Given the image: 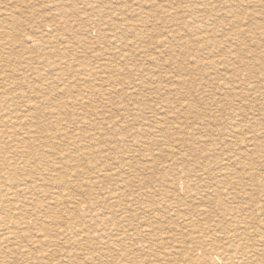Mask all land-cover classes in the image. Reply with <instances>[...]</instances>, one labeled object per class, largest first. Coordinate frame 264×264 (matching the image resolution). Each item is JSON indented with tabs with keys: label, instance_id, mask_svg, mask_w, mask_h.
I'll use <instances>...</instances> for the list:
<instances>
[{
	"label": "rangeland",
	"instance_id": "374dc122",
	"mask_svg": "<svg viewBox=\"0 0 264 264\" xmlns=\"http://www.w3.org/2000/svg\"><path fill=\"white\" fill-rule=\"evenodd\" d=\"M61 7L77 17L70 20L72 31H47L46 23H62L57 15ZM113 22L124 29L133 25L142 37L112 38ZM263 30L264 0H0V132L7 131L0 134V239L13 237L9 240L15 243L10 251L0 242V264H183L188 252L178 249L177 255L172 249L179 240L174 227L182 225V217L204 208L212 211L199 223L198 235L181 238L192 246L200 237L211 240L205 228L220 220L215 204L203 206L190 198L185 185L204 187L202 194L216 198L220 191L207 188L212 180L229 189L239 188L241 181L254 199L243 211L251 210L255 227L264 229V187L257 189L253 179L257 174L264 185ZM104 33L111 38L104 39ZM41 39L50 43H34ZM56 51L61 56L46 58ZM30 79L40 86L23 85ZM17 82L22 84L16 87ZM61 192L60 200L52 201ZM218 197L230 206L226 194ZM26 216L30 226L24 228ZM161 244L168 249L162 251ZM164 252L175 255L164 257Z\"/></svg>",
	"mask_w": 264,
	"mask_h": 264
},
{
	"label": "bare ground",
	"instance_id": "6f19581e",
	"mask_svg": "<svg viewBox=\"0 0 264 264\" xmlns=\"http://www.w3.org/2000/svg\"><path fill=\"white\" fill-rule=\"evenodd\" d=\"M46 1V0H45ZM67 1V0H66ZM86 1H88V0H86ZM103 1V0H102ZM107 1V0H106ZM164 1V0H163ZM62 2V1H61ZM81 2V1H80ZM94 2H96V1H94ZM99 2V1H98ZM97 2V3H98ZM199 2V1H198ZM197 2V3H198ZM82 3V2H81ZM87 3V2H86ZM103 3V2H102ZM119 3V2H118ZM129 3V2H128ZM165 3V2H164ZM260 3H262V2H260ZM259 3V4H260ZM52 4V3H51ZM65 4V3H64ZM94 4V3H93ZM96 4V3H95ZM130 4V3H129ZM134 4V3H133ZM192 4H194V2H192ZM203 4V3H202ZM90 5V4H89ZM253 5V4H252ZM262 5V4H261ZM48 6V5H47ZM81 6V5H80ZM83 6V5H82ZM88 6V5H87ZM95 6H97V4L95 5ZM99 6V5H98ZM101 6V5H100ZM249 6H251V5H249ZM49 7H51V6H49ZM54 7V6H53ZM56 7V6H55ZM76 7V6H75ZM156 7V6H155ZM195 7V6H194ZM193 7V8H194ZM223 7V6H222ZM226 7V6H225ZM252 7V6H251ZM254 7V6H253ZM84 8V7H83ZM97 8V7H96ZM196 8V7H195ZM50 9V8H49ZM85 9H86V7H85ZM247 9H249V8H247ZM251 9V8H250ZM50 10H52V9H50ZM56 10V9H55ZM78 10H80V8L78 9ZM77 10V11H78ZM91 10V9H90ZM57 15H58V17L60 18V19H62V23H59V24H57L56 22H54L52 25L51 24H49V23H46V25H45V28L47 29V31H53L54 29H55V31H56V33H59V30L61 29V32L63 31V30H65L66 31V29L67 30H69L70 32L72 31V26H71V21L70 20H76L77 19V17H71V16H68L69 14H71L70 12H68V11H70V10H68V9H66L65 7H61V8H59V9H57ZM75 11V10H74ZM89 11V10H88ZM87 11V12H88ZM96 11H97V9H96ZM108 11V10H107ZM187 11V10H186ZM192 11H194V10H192ZM227 11H228V9H227ZM95 12V11H94ZM188 12V11H187ZM69 13V14H68ZM75 13H77V12H75ZM121 13V12H120ZM124 13V12H123ZM122 13V14H123ZM168 13H170V12H168ZM177 13V12H176ZM185 12H183V14H184ZM233 13V12H232ZM74 14V13H73ZM90 14H92V13H90ZM175 14V13H174ZM191 14H192V12H191ZM251 14V13H250ZM54 15V14H53ZM78 15V14H77ZM77 15H75V16H77ZM133 15V14H132ZM132 15H131V17H132ZM171 15V14H170ZM176 15V17H177V14H175ZM180 15V14H179ZM245 15V14H244ZM93 16V15H92ZM120 16H121V14H120ZM119 16V17H120ZM172 16H173V13H172ZM249 16H251V15H249ZM15 17H16V15H15ZM118 17V16H117ZM17 18V17H16ZM15 18V19H16ZM88 18V17H87ZM94 17H92L91 19H93ZM134 18V17H133ZM137 18V17H136ZM168 18V17H167ZM195 18H196V16H195ZM63 19L65 20V21H63ZM171 19V18H170ZM190 19V18H189ZM84 19H82L81 21L84 23V21H83ZM96 20V19H95ZM103 20V19H102ZM195 20V19H194ZM197 20V19H196ZM200 20V19H199ZM217 20V19H216ZM89 21V20H88ZM112 21V20H111ZM179 21V20H178ZM190 20H188V22H189ZM192 21V20H191ZM203 21V20H202ZM96 22V21H95ZM14 24H15V22H13ZM19 23V22H18ZM44 23V22H43ZM109 23V22H108ZM17 24V23H16ZM89 24V23H88ZM98 24V23H97ZM190 24V23H189ZM19 25V24H18ZM91 25V24H90ZM111 25H112V27H113V32H114V35H112L111 37L112 38H117V37H119L118 38V40H122V41H124L125 40V38H127V40L129 39V37H127V35H132V36H135L136 38H137V36H141L142 37V35L140 34V33H136L137 31H136V29L134 28V26L133 25H130V24H127V28L126 29H124V28H121L119 25H117L115 22H113V23H111ZM263 25V24H262ZM188 26V23H187V25H186V27ZM194 26V25H193ZM196 26V25H195ZM207 26V25H206ZM262 27V26H261ZM26 28V27H25ZM94 28V27H93ZM103 28V27H102ZM106 28V27H105ZM188 28V27H187ZM200 28V27H199ZM203 28V27H202ZM10 29V28H9ZM120 29V31H118ZM129 29H130V33L129 34H127L128 33V31H129ZM193 29V28H192ZM195 29V28H194ZM262 29H263V27H262ZM45 30V29H44ZM121 30H124V31H121ZM197 30V29H196ZM80 31V30H79ZM88 31V30H87ZM264 31V30H263ZM7 32V31H6ZM9 32V31H8ZM7 32V33H8ZM45 32H46V30H45ZM54 32V31H53ZM60 32V33H61ZM173 32V31H172ZM179 32V31H178ZM204 32V31H203ZM246 32H247V30H246ZM83 33V32H82ZM88 33V32H87ZM101 33V32H100ZM103 33V32H102ZM101 33V34H102ZM174 33V32H173ZM202 33V32H201ZM9 34V33H8ZM172 34V33H171ZM191 34V33H190ZM198 35V34H197ZM57 36V35H56ZM70 36V35H69ZM82 36V35H81ZM87 36V35H86ZM85 36V37H86ZM98 36V35H97ZM200 36V35H199ZM203 36V35H202ZM32 37V36H31ZM62 37V36H61ZM71 37V36H70ZM110 36H108L107 34H105L104 33V39L105 38H111ZM144 37V36H143ZM179 37V36H178ZM213 37V36H212ZM76 38V37H75ZM174 38V37H173ZM201 38V37H200ZM218 38V37H217ZM57 39V38H56ZM72 39H74L73 37H72ZM83 39V38H82ZM85 39V38H84ZM175 39V38H174ZM38 40V39H37ZM37 40L34 42V43H36V45H44V46H47L50 42L48 41V39H41L39 42H41L42 44H40L39 42H37ZM132 40V39H131ZM141 40V39H140ZM144 40V39H143ZM180 40V39H179ZM202 40V39H201ZM207 40H209V39H207ZM65 41V40H64ZM75 41V40H74ZM77 41V40H76ZM113 41V40H112ZM111 41V42H112ZM121 41V42H122ZM129 42V41H128ZM200 42V41H199ZM61 43V42H60ZM65 43H66V41H65ZM98 43V42H97ZM113 43H115V42H113ZM117 43H120V41L119 42H117ZM56 44H58L59 45V43H56ZM111 44V43H110ZM109 44V45H110ZM125 44V43H124ZM127 44V43H126ZM130 44V43H129ZM206 44V43H205ZM76 45V44H75ZM114 45V44H113ZM131 45V44H130ZM209 45V44H208ZM63 46V45H62ZM124 46V45H123ZM198 46V45H197ZM211 46V45H210ZM216 46H218V45H216ZM12 47V46H11ZM114 47V46H113ZM129 47V46H128ZM118 48V47H117ZM184 48L186 49V46L184 45ZM223 48V47H222ZM66 49V48H65ZM54 50V49H53ZM56 50V49H55ZM68 50V49H67ZM70 50V49H69ZM80 50V49H79ZM97 50V49H96ZM101 51H102V49H100ZM127 50H128V48H127ZM214 50H216V49H214ZM60 51V50H59ZM59 51H56V52H51L46 58H58L59 56H61V54H60V52ZM83 52V51H82ZM123 52V51H122ZM125 53H126V51H124ZM124 52L122 53V54H124ZM184 52V51H183ZM220 52V51H219ZM255 52V51H254ZM119 53V52H118ZM120 53H121V51H120ZM188 53V52H187ZM121 54V55H122ZM202 54V53H201ZM257 54V53H256ZM116 55H119V54H116ZM115 55V56H116ZM102 56V55H101ZM253 56V55H252ZM177 57V56H176ZM87 58V57H86ZM93 58H94V56H93ZM178 58V57H177ZM258 57H256V59H257ZM260 58V57H259ZM179 59V58H178ZM177 59V60H178ZM221 59H223V58H221ZM254 59V58H253ZM252 59V60H253ZM94 60V59H93ZM174 60H175V58H174ZM177 60H175L176 62H177ZM225 60V59H224ZM230 60V59H229ZM228 60V61H229ZM252 60H251V62H252ZM30 61H32L31 59H30ZM86 61V60H85ZM179 61V60H178ZM217 61V60H216ZM231 62H232V59L230 60ZM229 61V62H230ZM244 61V60H243ZM261 61V60H260ZM107 62H109V61H107ZM225 62V61H224ZM227 62V61H226ZM235 62V61H234ZM250 62V63H251ZM264 61H262V63H263ZM98 63V62H97ZM99 63H100V61H99ZM98 63V64H99ZM103 63V62H102ZM237 63V62H236ZM242 62H240V64H241ZM247 63V62H246ZM29 64V63H28ZM53 64V63H52ZM52 64H50V65H52ZM65 64H67V63H65ZM72 64V63H71ZM222 64H223V62H222ZM221 64V65H222ZM254 64V63H253ZM54 65V64H53ZM112 65V64H111ZM226 65V64H225ZM241 65H243V63L241 64ZM246 64H244V66H245ZM55 66H58V69L60 70V72H62V71H64V69H62V67H61V65L60 64H55ZM91 66V65H90ZM217 66V65H216ZM229 66V65H228ZM243 66V67H244ZM248 66H249V64H248ZM247 66V67H248ZM91 67H93V66H91ZM99 67H100V65H99ZM104 67V66H103ZM109 67H111L110 65H109ZM222 67V66H221ZM225 67V66H224ZM223 67V68H224ZM251 67V66H250ZM106 68V67H105ZM213 68H214V66H213ZM219 68V67H218ZM217 68V69H218ZM264 68V67H263ZM80 69V68H79ZM78 69V70H79ZM93 69V68H92ZM114 69H115V67H114ZM247 70H248V68H246ZM37 70V69H36ZM101 70V69H100ZM223 70V69H222ZM225 70H227V68L225 69ZM42 71V70H41ZM54 71H56V70H54ZM110 71V70H109ZM108 71V72H109ZM203 71V70H202ZM205 71V70H204ZM203 71V72H204ZM212 71V70H211ZM215 71H217V70H215ZM80 72V71H79ZM84 71H82V73H83ZM92 72V71H91ZM100 72V71H99ZM232 72V71H231ZM59 73V72H58ZM58 73H56V74H58ZM105 73V72H104ZM110 73H111V71H110ZM109 73V74H110ZM113 74L115 73V72H112ZM120 73V72H119ZM118 73V74H119ZM199 73H202L201 71L199 72ZM205 74L207 73L208 74V72H204ZM37 76L40 78V82H42V76H43V74L40 72V71H37ZM45 74V73H44ZM51 74H53V72L51 73ZM50 74V75H51ZM59 74H61V73H59ZM74 73H72V75H73ZM89 74H90V72H89ZM97 74V73H96ZM108 74V75H109ZM229 74V73H228ZM227 74V75H228ZM70 75V74H69ZM71 75V76H72ZM98 75V74H97ZM96 75V76H97ZM107 75V74H106ZM209 75V74H208ZM249 75H252V74H249ZM49 76V75H48ZM56 76V75H55ZM67 76V74H65V77ZM75 76H77L76 74H75ZM94 76V75H93ZM109 76H111V75H109ZM115 76V75H114ZM211 76V75H210ZM209 76V77H210ZM213 76V75H212ZM237 76V75H236ZM64 77V75H62V78ZM64 77V78H65ZM74 77V76H73ZM82 77V76H81ZM206 77V76H205ZM215 77V76H214ZM246 77H248V76H246ZM249 77H251V76H249ZM47 78V77H46ZM75 78V77H74ZM73 78V79H74ZM76 78H78V77H76ZM237 78H239V75H238V77ZM244 78H245V76H244ZM254 78V77H253ZM170 79V78H169ZM246 79V78H245ZM244 79V80H245ZM249 79H251V78H249ZM55 80V79H54ZM65 80V79H64ZM85 80V79H84ZM84 80H83V82H84ZM88 80V79H87ZM86 80V81H87ZM97 80V79H96ZM101 80V79H100ZM206 80V79H205ZM237 80V79H236ZM243 80V81H244ZM254 80V79H253ZM253 80H250V81H253ZM56 81V80H55ZM66 81V80H65ZM70 81V80H69ZM114 81V80H113ZM120 81V80H119ZM232 81V80H231ZM82 82V83H83ZM89 82V81H88ZM88 82H87V84H88ZM92 82V81H91ZM100 82V81H99ZM114 82H116V81H114ZM256 82V81H255ZM93 83V82H92ZM106 83V82H105ZM117 83V82H116ZM251 83H253V82H251ZM257 83V82H256ZM22 83H15L14 85L17 87H19L20 85H21ZM107 84V83H106ZM235 84H237V83H235ZM23 85H25V86H40V85H38V83L36 84V82H34V81H32L31 79L30 80H28L26 83H24ZM112 85V84H111ZM227 85V84H226ZM245 85V84H244ZM256 85H258V84H256ZM87 86V85H86ZM93 86V85H92ZM95 86H97V85H95ZM223 86V85H222ZM229 86V85H228ZM251 86V85H250ZM254 86V85H253ZM253 86H251V87H253ZM44 87V86H43ZM58 87V86H57ZM219 87H220V85H219ZM83 88H84V86H83ZM90 88H92L91 86H90ZM221 88V87H220ZM9 89V88H8ZM30 89V88H29ZM46 89V88H45ZM60 89V88H59ZM58 89V90H59ZM86 89V88H85ZM54 90V89H53ZM57 90V91H58ZM96 90H98V89H96ZM237 90V89H236ZM1 91H3V90H0V92ZM11 91V90H10ZM35 91V90H34ZM56 91V92H57ZM63 91V90H62ZM87 91V90H86ZM169 91V90H168ZM29 92V91H28ZM47 92V91H46ZM55 92V91H54ZM69 92V91H68ZM92 92V91H91ZM96 92V91H95ZM109 92V91H108ZM231 92V91H230ZM72 93V92H71ZM6 94H8V93H6ZM68 94V93H67ZM87 95H88V93H86ZM12 95V94H11ZM15 95V94H14ZM36 95V94H35ZM39 95V94H38ZM55 95H57V93L55 94ZM54 95V96H55ZM76 95V94H75ZM79 95V94H78ZM81 95V94H80ZM111 95V94H110ZM225 95V94H224ZM61 96V95H60ZM248 96V95H247ZM3 97H4V95H3ZM12 97V96H11ZM16 97V96H15ZM53 97V96H52ZM63 97V96H62ZM68 97V96H67ZM226 97V96H225ZM1 98V97H0ZM55 98V97H54ZM61 98V97H60ZM92 98V97H91ZM90 98V99H91ZM229 98V97H228ZM238 98H239V96H238ZM12 99H13V97H12ZM16 99V98H15ZM25 99H26V97H25ZM58 99V98H57ZM6 100H8V99H6ZM59 100V99H58ZM69 100V99H68ZM84 100H86V99H84ZM84 100H83V102H84ZM14 101V100H13ZM89 101V100H88ZM140 101V100H139ZM8 102H10V101H8ZM73 102H74V100H73ZM86 102V101H85ZM84 102V103H85ZM134 102V101H133ZM141 102V101H140ZM237 102V101H236ZM58 103V102H57ZM89 103H91V102H89ZM14 104V103H13ZM43 104H45V103H43ZM49 104V103H48ZM72 104V103H71ZM79 104V103H78ZM15 105V104H14ZM34 105V104H33ZM39 105V104H38ZM57 105V104H56ZM83 105H85V104H83ZM91 105V104H90ZM90 105H88L87 104V106H89L90 107ZM182 105V104H181ZM7 106V105H6ZM45 106V105H44ZM60 106V105H59ZM59 106H58V108H59ZM64 106H65V104H64ZM82 106V105H81ZM92 106V105H91ZM134 106V105H133ZM184 106H186V105H184ZM13 108H14V106H12ZM32 107V106H31ZM38 107H40V106H38ZM85 107V106H84ZM83 107V108H84ZM165 107V106H164ZM62 108V107H61ZM3 109V108H2ZM64 109V108H63ZM87 109V108H86ZM167 109V108H166ZM37 110V109H36ZM76 110V109H75ZM82 110H84V109H82ZM88 110V109H87ZM121 110V109H120ZM183 110V109H182ZM2 111H4V110H2ZM13 111V110H12ZM31 111V110H30ZM56 111V110H55ZM77 111V110H76ZM89 111V110H88ZM118 111V110H117ZM11 112V111H10ZM14 112H15V110H14ZM14 112H12V113H14ZM20 113V112H19ZM18 113V114H19ZM29 113V112H28ZM58 113V112H57ZM11 114V113H10ZM14 114H17V113H14ZM54 114V113H53ZM80 114V113H79ZM78 114V115H79ZM77 115V116H78ZM96 115V114H95ZM25 116V115H24ZM57 116V115H56ZM88 116V115H87ZM5 117V116H4ZM3 117V118H4ZM7 117V116H6ZM19 117V116H18ZM62 117V116H61ZM65 117H67V116H65ZM82 117V116H81ZM203 118H205L206 116H202ZM84 118V117H83ZM199 118V117H198ZM201 118V117H200ZM208 118V117H207ZM28 119H29V117H28ZM55 119H56V117H55ZM59 119V118H58ZM57 119V120H58ZM61 119V118H60ZM107 119V118H106ZM105 119V120H106ZM126 119H128V118H126ZM206 119V118H205ZM85 120V119H84ZM230 120V119H229ZM237 120V119H236ZM10 121V120H9ZM20 121V120H19ZM86 121V120H85ZM89 121V120H88ZM228 121V120H227ZM231 121V120H230ZM30 122H31V120H30ZM59 122V121H58ZM84 122V121H83ZM83 122H81V123H83ZM94 122V121H93ZM232 122V121H231ZM1 123H3V122H1ZM0 123V124H1ZM15 123V122H14ZM23 123V122H22ZM162 123V122H161ZM203 123V122H202ZM205 123V122H204ZM256 123V122H255ZM27 124V122L25 123V125ZM30 124V123H29ZM207 124V123H206ZM230 124V123H229ZM232 124V123H231ZM21 125V124H20ZM22 125H24V123L22 124ZM75 125V124H74ZM85 125V124H84ZM189 125H191V124H189ZM211 125V124H210ZM18 126V125H17ZM37 126V125H36ZM35 126V127H36ZM77 126V125H76ZM103 126V125H102ZM197 126V125H196ZM204 126H206V125H204ZM5 127V126H4ZM47 127V126H46ZM232 127V126H231ZM7 128V127H6ZM10 128V127H9ZM16 128V127H15ZM15 128H14V130H15ZM22 128V127H21ZM25 128H26V126H25ZM163 128V127H162ZM252 128V127H251ZM20 129V128H19ZM18 129V130H19ZM60 129V128H59ZM210 129V128H209ZM243 129V128H242ZM241 129V130H242ZM18 130L16 131V132H18ZM62 130V129H61ZM162 130V129H161ZM199 130V129H198ZM235 130V129H234ZM240 130V129H239ZM239 130H237V132L239 131ZM10 131V130H9ZM20 131V130H19ZM33 131H35V130H33ZM37 131V130H36ZM53 131H55L54 129H53ZM52 131V132H53ZM58 131V130H57ZM77 131V130H76ZM111 131V130H110ZM117 131V130H116ZM40 132V131H39ZM43 132V131H42ZM59 132V131H58ZM120 132V131H119ZM166 132V131H165ZM232 132V131H231ZM235 132V131H234ZM240 132V131H239ZM51 133V132H50ZM79 133V132H78ZM91 133V132H90ZM121 133V132H120ZM0 134L2 135L1 137H4V136H6L7 135V131H5V130H2L1 132H0ZM29 134V133H28ZM41 134V133H40ZM53 134H54V132H53ZM59 134V133H58ZM82 134H83V132H82ZM116 134V133H115ZM191 134V133H190ZM229 134V133H228ZM12 135V134H11ZM37 135V134H36ZM111 135V134H110ZM121 135H123V134H121ZM143 135V134H142ZM164 135V134H163ZM51 136V135H50ZM70 136H71V134H70ZM104 136V135H103ZM176 136V135H175ZM27 137V136H26ZM58 137V136H57ZM56 137V138H57ZM92 137V136H91ZM112 137V136H111ZM184 137V136H183ZM66 138V137H65ZM139 138V137H138ZM224 138H225V136H224ZM52 139H54V138H52ZM62 139H64V138H62ZM166 139V138H165ZM20 140V139H19ZM26 140V139H25ZM61 140V139H60ZM188 140V139H187ZM46 141V140H45ZM49 141V140H48ZM64 141H65V139H64ZM77 141H78V139H77ZM95 141V140H94ZM136 141V140H135ZM175 141V140H174ZM184 141V140H183ZM13 143H14V141H12ZM21 143H22V141H20ZM61 142V141H60ZM66 142V141H65ZM74 142V141H73ZM168 142V141H167ZM192 142V141H191ZM190 142V143H191ZM11 143V142H10ZM13 143H11V144H13ZM51 142H49V144H50ZM58 143V142H57ZM81 143V142H80ZM144 143V142H143ZM171 143V142H170ZM180 143V142H179ZM227 143V142H226ZM17 144H18V141H17ZM16 144V145H17ZM54 144V143H53ZM72 144V143H71ZM76 144H78V143H76ZM113 144V143H112ZM111 144V145H112ZM137 144H138V142H137ZM140 144V143H139ZM234 144V143H233ZM43 145V144H42ZM45 145V144H44ZM47 145V144H46ZM55 145V144H54ZM67 145V144H66ZM185 145V144H184ZM236 145V144H235ZM55 146H57V145H55ZM54 146V147H55ZM61 146V145H60ZM63 146V145H62ZM92 146H94V145H92ZM143 146H146V145H144L143 144ZM189 146V145H188ZM195 146H197V145H195ZM213 146H215V145H213ZM50 147V146H49ZM80 147H81V145H80ZM147 147H148V145H147ZM13 148V147H12ZM34 148V147H33ZM52 148V147H51ZM50 148V149H51ZM197 148V147H196ZM257 148V147H256ZM42 149V148H41ZM54 149V148H53ZM141 149V148H140ZM139 149V150H140ZM174 149V148H173ZM202 149V148H201ZM204 149V148H203ZM202 149V150H203ZM261 149V148H260ZM80 150H81V148H80ZM133 150V149H132ZM142 150V149H141ZM172 150V149H171ZM170 150V151H171ZM176 150V149H175ZM202 150H200V151H202ZM235 150V149H234ZM238 150V149H237ZM240 150V149H239ZM48 151V150H47ZM46 151V152H47ZM51 152L52 151H54V150H50ZM73 151V150H72ZM71 151V152H72ZM97 151V150H96ZM134 151V150H133ZM169 151V152H170ZM199 151V150H198ZM228 151V150H227ZM236 151V150H235ZM40 152V151H39ZM45 152V151H44ZM56 151H54V153H55ZM114 152H116V151H114ZM204 152V151H203ZM41 153V152H40ZM40 153H38V154H40ZM50 153V152H49ZM48 153V155H50ZM81 153V152H80ZM84 153V152H83ZM90 153V152H89ZM88 153V154H89ZM132 153V152H131ZM180 153V152H179ZM211 153H212V151H211ZM214 153H215V151H214ZM18 154V153H17ZM58 154H60V153H58ZM69 154V153H68ZM77 154V153H76ZM99 154V153H98ZM121 154V153H120ZM123 154V153H122ZM136 154V153H135ZM149 154V153H148ZM203 154V153H202ZM84 155V154H83ZM86 155V154H85ZM171 155V154H170ZM178 155V154H177ZM177 155H175V156H177ZM207 155V154H206ZM211 155V154H210ZM122 156V155H121ZM120 156V157H121ZM126 156V155H125ZM137 155H135V157H136ZM139 156V155H138ZM57 157V156H56ZM67 157V156H66ZM76 157V156H75ZM129 157H131V156H129ZM128 157V158H129ZM233 157V156H232ZM10 158V157H9ZM53 158V157H52ZM81 158V157H80ZM84 158V157H83ZM132 158V157H131ZM76 159H78V158H76ZM117 159V158H116ZM127 159V158H126ZM154 159V158H153ZM205 159V158H204ZM145 160V159H144ZM237 160V159H236ZM26 161V160H25ZM47 161V160H46ZM149 161V160H148ZM205 161V160H204ZM255 161V160H254ZM64 162V161H63ZM70 162V161H69ZM128 162V161H127ZM136 162V161H135ZM147 162V161H146ZM150 162V161H149ZM184 162H185V160H184ZM253 162V161H252ZM252 162H250V163H252ZM98 163H100V162H98ZM102 163V162H101ZM106 163V162H105ZM140 163V162H139ZM223 163V162H222ZM228 163V162H227ZM28 164V163H27ZM60 164V163H59ZM66 164V163H65ZM75 164H76V162H75ZM242 164V163H241ZM254 164V163H253ZM253 164H251L252 165V167H253ZM39 165H41V164H39ZM49 165H51V164H49ZM203 165V164H202ZM69 166V165H68ZM142 166V165H141ZM225 166H227L226 164H225ZM245 166V165H244ZM66 167V166H65ZM74 167V166H73ZM90 167V166H89ZM95 167V166H94ZM112 167V166H111ZM170 167V166H169ZM188 167V166H187ZM202 167V166H201ZM242 167V166H241ZM34 168V167H33ZM55 168H56V166H55ZM125 168V167H124ZM200 168V166L198 167V169ZM205 168V167H204ZM225 168V167H224ZM249 168V167H248ZM46 169V168H45ZM58 169V168H57ZM65 169V168H64ZM67 169V168H66ZM79 169V168H78ZM86 169V168H85ZM126 169V168H125ZM147 169V168H146ZM201 169V168H200ZM245 169V168H244ZM59 170V169H58ZM81 170V169H80ZM93 170H95V169H93ZM103 170V169H102ZM101 170V171H102ZM110 170V169H109ZM167 170H168V168H167ZM70 171H72V170H70ZM69 171V172H70ZM84 172H85V170H83ZM132 171V170H131ZM205 171V170H204ZM246 171V170H245ZM256 171V170H255ZM42 173L44 172V168H43V171H41ZM47 172V171H46ZM111 172V171H110ZM196 172V171H195ZM209 172V171H208ZM248 172H249V170H248ZM251 172V171H250ZM58 173H59V171H58ZM102 173V172H101ZM100 173V174H101ZM109 173V172H108ZM246 173V172H245ZM244 173V174H245ZM255 173V172H254ZM39 174H40V172H39ZM86 174V173H85ZM104 174V173H103ZM117 174V173H116ZM134 174V173H133ZM137 174V173H136ZM64 175H66V173L64 174ZM135 175V174H134ZM239 175V174H238ZM259 175H261L260 173H259ZM74 178L76 177V176H74V175H72ZM79 176V175H78ZM180 176V175H179ZM251 176V175H250ZM253 176V175H252ZM263 176V175H262ZM84 177V176H83ZM103 177V176H102ZM111 177V176H110ZM138 177V176H137ZM200 177V176H199ZM202 177V176H201ZM220 177H224V176H220ZM3 178V177H2ZM59 178H61V177H59ZM72 178V177H71ZM126 178V177H125ZM124 178V179H125ZM41 180H42V178H40ZM73 179V178H72ZM76 179V178H75ZM127 179V178H126ZM171 179V178H170ZM235 179V178H234ZM233 179V180H234ZM236 179H237V177H236ZM242 179H244V178H242ZM250 179V178H249ZM253 179L255 180V182H256V188L257 189H263V187H264V185L262 184L263 182H262V179H261V177L260 176H258L257 177V174H256V176H253ZM44 180V179H43ZM239 180V179H238ZM45 181V180H44ZM65 181V180H64ZM69 181H70V179H69ZM121 181V180H120ZM170 181V180H169ZM201 181V180H200ZM213 182H212V184L209 186V187H207L208 188V190H209V192H210V190L212 189H215V190H218V191H220V193H221V195H222V193H224V194H226V198L225 197H223L224 198V200H227L229 203H230V206H228V205H226L225 203H224V201H221V200H216V199H219V197L218 196H221V195H218L216 198H215V196H214V194H211V195H207L206 193L205 194H202L201 193V190H204L203 188L204 187H201L200 188V190H197L196 188L195 189H192V187L191 186H188L187 184L185 185V188H186V192H187V195L188 196H190V198H192V199H195V200H199V203H203L204 205L203 206H207V205H205V204H208V206H212L213 204H215V208L213 209L214 211H219V218H220V220H219V223L218 224H216V226L215 225H212V226H208V227H206L205 228V231L206 230H208L209 232H210V234H211V236H213L212 238H211V240H206V238L205 237H200V238H198V240L199 241H196V244L194 245V246H192V243H187V242H185V240H181V238L184 236V234H186V233H188L190 236H192V235H198V233L200 232L199 231V229H198V227H200V226H203V224L201 223V225L199 224L200 222H202L203 220H205L206 219V217H208L209 215H210V213L212 212H210V210L209 209H207V208H204V209H201L200 211H198V212H196L193 216H191V218H190V216L189 217H182V218H184V221H182V225L180 226H178V227H174V231L175 232H178L177 234H176V236L178 237V239L179 240H181V241H179V240H176V242H175V246L174 247H172V249H174L175 251H176V253L175 254H177V255H179L180 254V251L178 250V249H185L187 252H188V256H186L183 260H182V263L183 264H264V229H263V227L261 226L260 227V229H259V227H255V223L253 222V220H254V218H253V212L251 213V210L249 211V210H247L248 212H244L243 211V205L244 204H248V203H253V201H254V199H252L251 198V193L250 192H248V189L244 186V184H242V182L240 181V186H239V188H236V187H233V188H230L229 189V187L227 186V187H221V184H222V182L220 181V180H212ZM245 180H243V182H244ZM247 182H248V180H246ZM162 182H164V181H162ZM9 183V182H8ZM7 183V187H8V184ZM75 183V182H74ZM79 183V182H78ZM98 183V182H97ZM123 183V182H122ZM122 183H120V184H122ZM167 183V182H166ZM234 183V182H233ZM232 183V184H233ZM237 183V182H236ZM245 183V182H244ZM251 183L252 184H254L253 182H252V180H251ZM27 184V183H26ZM25 183H24V185H26ZM48 184V183H47ZM63 184V183H62ZM68 184H70V183H68ZM72 184V183H71ZM81 184V183H80ZM168 184V183H167ZM250 184V183H249ZM251 184V185H252ZM51 185V184H50ZM74 185V184H73ZM72 185V186H73ZM85 185V184H84ZM166 185V184H165ZM169 185V184H168ZM172 185V184H171ZM66 186H68V185H66ZM71 186V185H70ZM130 186V185H129ZM170 186V185H169ZM82 187V186H81ZM80 187V188H81ZM111 187V186H110ZM113 187V186H112ZM20 188V187H19ZM69 188V187H68ZM122 188V187H121ZM34 189V188H33ZM40 189H42V188H40ZM77 189V188H76ZM206 189V188H205ZM256 189V190H257ZM30 190H32V189H30ZM59 190H61V188L59 187ZM121 190V189H120ZM128 190V189H127ZM3 191V190H2ZM10 191V190H9ZM8 192V191H7ZM70 192H71V190H70ZM118 192V191H117ZM121 192V191H120ZM127 192V191H126ZM203 192H205V191H203ZM259 192V191H258ZM262 192V191H261ZM12 193V192H11ZM72 193V192H71ZM173 193V192H172ZM260 193V192H259ZM2 194H4V193H2ZM141 194H142V192H141ZM140 194V195H141ZM145 194V193H144ZM150 194H151V192H150ZM164 194H166V192L164 193ZM262 194V193H261ZM4 195H6V193L4 194ZM13 195H15V194H13ZM13 195H12V197H13ZM51 195V194H50ZM59 195V196H58ZM57 195V198L55 197V195H53V198H52V201L54 200V199H59V197H61L62 196V192L60 193V194H58ZM73 194H71V196H72ZM178 195V194H177ZM180 195V194H179ZM264 195V194H263ZM11 196V195H10ZM17 196V195H16ZM49 196V195H48ZM52 196V195H51ZM118 196V195H117ZM185 196H186V194H185ZM184 196V197H185ZM15 197V196H14ZM73 197V196H72ZM110 197V196H109ZM138 197V196H137ZM171 197V196H170ZM183 197V196H182ZM2 198V197H1ZM51 198V197H50ZM113 198V197H112ZM115 198V197H114ZM118 198H119V196H118ZM178 198V197H177ZM221 198V197H220ZM15 199V198H14ZM63 199V198H62ZM61 199V200H62ZM75 199V198H74ZM168 199H170L171 200V198H169L168 197ZM176 199V198H175ZM179 199V198H178ZM60 200V199H59ZM94 200V199H93ZM115 200V199H114ZM136 200V199H135ZM184 200H187V199H184ZM6 201V200H5ZM15 201V200H14ZM22 201H23V199H22ZM63 201V200H62ZM75 201V200H74ZM82 201V200H81ZM91 202H92V200H90ZM117 201V200H116ZM145 201H147V198L145 199ZM27 202V201H26ZM110 202V201H109ZM149 202V201H148ZM158 202V201H157ZM184 202V201H183ZM29 203V202H28ZM61 203V202H60ZM77 203V202H76ZM76 203H74V204H76ZM80 203V200H79V202H78V204ZM86 203V202H85ZM101 203V202H100ZM142 203V202H141ZM159 203V202H158ZM33 204V203H32ZM73 204V203H72ZM77 204V205H78ZM143 204V203H142ZM147 204V203H146ZM146 204H144V205H146ZM161 204V203H160ZM21 205V204H20ZM82 205V204H81ZM148 205V204H147ZM146 205V206H147ZM162 205H164V204H162ZM201 205V204H200ZM200 205H197V206H200ZM3 206H5V205H3ZM75 206V205H74ZM73 206V207H74ZM79 206V205H78ZM83 206V205H82ZM131 206V205H130ZM136 206V205H135ZM156 206V205H155ZM155 206H154V208H155ZM170 206V205H169ZM8 207V206H7ZM18 208V207H17ZM17 208H15V209H17ZM79 208V207H78ZM78 208H76L75 210L77 211V209ZM121 208V207H120ZM129 208V207H128ZM152 209H153V207H151ZM150 208V209H151ZM176 208V207H175ZM191 208H193V207H191ZM35 209H37V208H35ZM38 209H40V208H38ZM48 209V208H47ZM55 209V208H54ZM81 209V208H80ZM95 209V208H94ZM93 209V210H94ZM143 209H144V206H143ZM148 209H149V207H148ZM149 209V210H150ZM151 209V210H152ZM261 209V208H260ZM44 210V209H43ZM150 210V211H151ZM257 210V209H256ZM262 210V209H261ZM24 211V210H23ZM85 211V210H84ZM168 211V210H167ZM91 212V211H90ZM103 212H104V210H103ZM144 212V211H143ZM153 212V211H152ZM48 213V212H47ZM141 213V212H140ZM146 213V212H145ZM77 214H79L78 212H77ZM102 214V213H101ZM136 214V213H135ZM155 214V213H154ZM178 214V213H177ZM259 214V213H258ZM39 215H40V213H39ZM45 215H46V213H45ZM145 215V214H144ZM152 215V214H151ZM150 215V216H151ZM190 215V214H189ZM192 215V214H191ZM264 215V214H263ZM47 216V215H46ZM115 216V215H114ZM113 216V217H114ZM124 216H125V214H124ZM131 216V215H130ZM188 216V215H187ZM258 216V215H257ZM256 216V217H257ZM8 217V216H7ZM42 217H44V216H42ZM88 218H89V216H87ZM117 217V216H116ZM139 217V216H138ZM259 217H260V215H259ZM3 218V217H2ZM9 218V217H8ZM29 217H24V221L22 222L23 223V225L22 226H24V228H27L28 226H30V219H28ZM181 218V219H182ZM189 218V219H188ZM261 218V217H260ZM44 219H45V217H44ZM54 219V218H53ZM130 219V218H129ZM137 219V218H136ZM147 219V218H146ZM162 219V218H161ZM7 220V219H6ZM92 220V219H91ZM128 220V219H127ZM131 220V219H130ZM169 220V219H168ZM180 220V219H179ZM183 220V219H182ZM58 221V220H57ZM129 221V220H128ZM139 221V220H138ZM155 221H156V219H155ZM171 221H172V218H171ZM170 221V222H171ZM181 221V220H180ZM255 221V220H254ZM15 222V221H14ZM39 222V221H38ZM59 222V221H58ZM57 222V223H58ZM65 222V221H64ZM150 222V221H149ZM166 222H167V220H166ZM16 223V222H15ZM122 223H123V221H122ZM125 223V222H124ZM142 223H143V221H142ZM153 223V222H152ZM173 223V222H172ZM177 223V222H176ZM33 224V223H32ZM60 224V223H59ZM67 224V223H66ZM76 224V223H75ZM74 224V225H75ZM115 224H117V223H115ZM130 224V223H129ZM144 224V223H143ZM35 225V224H34ZM137 225V224H136ZM150 225V224H149ZM160 225V224H159ZM168 226H169V224H168ZM20 227V226H19ZM98 227V226H97ZM120 227H121V225H120ZM127 227V226H126ZM142 227H144V226H142ZM10 228V227H9ZM44 228V227H43ZM55 228V227H54ZM153 228V227H152ZM253 228V231H251V229ZM255 228V229H254ZM1 229H3V228H1ZM8 229V228H7ZM125 229V228H124ZM145 229V228H144ZM148 229V228H147ZM156 229V228H155ZM186 229V230H185ZM18 230V229H17ZM21 230H22V228H21ZM149 230V229H148ZM151 230V229H150ZM149 230V231H150ZM157 230V229H156ZM155 230V231H156ZM160 230H162V229H160ZM77 231V230H76ZM154 231V230H153ZM158 231V230H157ZM156 231V232H157ZM59 233H60V231H58ZM102 232H104V231H102ZM127 232V231H126ZM62 233V232H61ZM61 233H60V235H61ZM91 233V232H90ZM148 233V232H147ZM158 233V232H157ZM160 233V232H159ZM163 233V232H162ZM173 233V232H172ZM11 234V233H10ZM44 234H45V232H44ZM85 234V232L83 233V235ZM132 234V233H131ZM154 234V233H153ZM169 234V233H168ZM25 235V234H24ZM63 235L65 236V233H63ZM119 235V234H118ZM32 236V235H31ZM93 236V235H92ZM155 236V235H154ZM161 236V235H160ZM20 237V236H19ZM36 237V236H35ZM39 237V236H38ZM41 237H42V235H41ZM59 237V236H58ZM68 237V236H67ZM98 237V236H97ZM156 237H158V235L156 236ZM26 238V237H25ZM30 238H32V237H30ZM46 237L44 236V239H45ZM140 238V237H139ZM150 238H152V236L150 237ZM160 239H161V237H159ZM164 238V237H163ZM9 239H13V237H4L3 238V241H2V239H0V242L2 243L3 242V244H6L7 246H6V249L7 250H10V251H12L11 250V248H10V244H15L13 241H10ZM27 240H28V238H27ZM171 240V239H170ZM29 241H30V239H29ZM61 241H62V239H61ZM80 241V240H79ZM145 241V240H144ZM167 241V240H166ZM169 241V240H168ZM45 242H47V240H45ZM49 242V241H48ZM84 242V241H83ZM119 242V241H118ZM124 242V241H123ZM151 242V241H150ZM127 243V242H126ZM165 243V242H164ZM33 244V243H32ZM51 244V243H50ZM124 244V243H123ZM131 244V243H130ZM167 244V243H166ZM169 244V243H168ZM47 245V244H46ZM133 245H134V243H133ZM138 245H140V244H138ZM144 245V244H143ZM149 245V244H148ZM118 246V245H117ZM117 246H115V248L117 247ZM127 247H128V245H127ZM126 247V249H128ZM137 247V246H136ZM145 247H147V246H145L144 245V247L143 248H145ZM151 247V246H150ZM44 248V247H43ZM123 248V247H122ZM151 248H153V246L151 247ZM161 248H163L162 249V251L164 250V249H168V248H166V247H164V244H161ZM55 249H57V248H55ZM68 249V248H67ZM117 249V248H116ZM125 249V250H126ZM60 250V249H59ZM156 250V249H155ZM52 251V250H51ZM73 251V250H72ZM146 251H148L147 249H146ZM197 251H199L200 253H198ZM1 252V251H0ZM61 252H63V251H61ZM120 252V251H119ZM143 252V251H142ZM161 252V251H160ZM159 252V253H160ZM52 253V252H51ZM153 253V252H152ZM172 253V252H171ZM170 252H164V253H162V255L164 256V257H171V254ZM23 254H25L26 256H27V254L26 253H23ZM92 254V253H91ZM105 254V253H104ZM109 254V253H108ZM155 254V253H154ZM174 254V255H175ZM24 255V256H25ZM70 255V254H69ZM156 255V254H155ZM174 255H172V256H174ZM51 256V255H50ZM128 256V255H127ZM130 256V255H129ZM159 256V255H158ZM149 257V256H148ZM26 258V257H25ZM39 258H41V257H39ZM47 258V257H46ZM101 258L103 259V257L101 256ZM129 258V257H128ZM31 259V258H30ZM126 259V258H125ZM153 259V258H152ZM172 260H176V256L174 257V258H171ZM32 260V259H31ZM37 260H40V259H37ZM132 260V259H131ZM160 260H161V258H160ZM163 260H165V259H163ZM60 261V260H59ZM129 261V260H128ZM147 261V260H146ZM152 261V260H151ZM167 261V260H166ZM67 262V261H66ZM138 262H141L140 260H138ZM63 263V262H62ZM70 263H72V262H70ZM70 263H68V264H70ZM61 264V263H60ZM66 264V263H65ZM73 264V263H72Z\"/></svg>",
	"mask_w": 264,
	"mask_h": 264
}]
</instances>
